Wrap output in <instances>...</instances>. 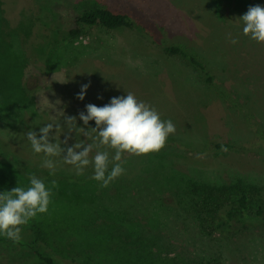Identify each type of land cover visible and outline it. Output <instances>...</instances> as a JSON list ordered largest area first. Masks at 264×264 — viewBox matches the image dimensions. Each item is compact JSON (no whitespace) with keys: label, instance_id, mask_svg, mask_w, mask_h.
I'll return each mask as SVG.
<instances>
[{"label":"rangeland","instance_id":"obj_1","mask_svg":"<svg viewBox=\"0 0 264 264\" xmlns=\"http://www.w3.org/2000/svg\"><path fill=\"white\" fill-rule=\"evenodd\" d=\"M44 2L0 0V44L22 69L14 90L7 95L0 90V193L27 188L33 174L48 187L56 182L48 211L36 216L47 234L41 246L65 264H133L115 254L127 247L147 257L142 264L209 258L264 264L262 118L247 123L253 107L240 111L234 104L246 101L247 89L254 99L260 96L256 106L264 102V52H245L248 38L237 23L255 0H59L54 8L67 27L58 30L55 42L38 19ZM93 6L127 13L143 31L84 26L72 38L73 17ZM170 46L188 57L166 51ZM84 84L90 85L85 97L77 99ZM220 90L229 94L223 97ZM128 92L176 128L159 152L146 155L144 164L159 165L155 178L145 181L149 192L143 198L137 192L132 181L140 175L117 181L126 197L115 185L105 193L91 173L49 177L41 166L43 154L33 152L26 133L60 125L53 135L62 143L69 134L66 116L80 121L87 104L102 107ZM78 133L70 134L69 145L90 140ZM242 194L247 213L238 207ZM217 220L228 224L219 229ZM27 258L19 246L0 243V264H23Z\"/></svg>","mask_w":264,"mask_h":264},{"label":"clouds","instance_id":"obj_2","mask_svg":"<svg viewBox=\"0 0 264 264\" xmlns=\"http://www.w3.org/2000/svg\"><path fill=\"white\" fill-rule=\"evenodd\" d=\"M243 23L242 32L251 40L264 44V7L257 4L250 6L245 14L239 17ZM232 44L238 43L231 39ZM90 85L81 86L77 99L83 100ZM79 119L85 126L89 121H95V127H77V117L65 118L68 135L62 141L67 146L71 133L77 131L91 143H74L62 146L60 141L54 142L53 133L60 125L46 124L39 132L28 131L27 140L35 154H43L41 166L54 175L56 160L60 157L63 163L73 166L77 175H83L84 170L91 166L93 176L101 187H108L111 182L125 173L123 164L126 156H142L159 152L170 134L176 131L174 123L162 120L157 110L143 101H138L135 95L128 92L125 96L112 97L108 104L98 107L86 105L85 112L79 113ZM95 151L94 155H91ZM114 152V155H110ZM111 165V169L109 166ZM27 188L16 186L10 191L0 193V236L13 242L21 238L22 226L38 214L48 211L51 202L52 188L36 175L29 177Z\"/></svg>","mask_w":264,"mask_h":264},{"label":"trees","instance_id":"obj_3","mask_svg":"<svg viewBox=\"0 0 264 264\" xmlns=\"http://www.w3.org/2000/svg\"><path fill=\"white\" fill-rule=\"evenodd\" d=\"M58 2L59 0H49V1L45 0L44 3H41L43 12H41L40 17H38V19L42 21L44 25H46L47 27L51 29L52 34L50 35L51 39H49L51 42L56 41L58 30H62L63 28L67 27L66 23L62 21L59 15V12L56 10V8H54V6H57ZM255 3L264 7V0H255ZM247 10L248 9H246L245 12H247ZM0 11L2 12L1 9ZM241 16L242 15H240V17ZM215 20L220 22L218 19H215ZM228 21L229 20H227V23L230 24V21L229 22ZM72 23L73 25L69 28V31H68V34L72 38L79 36L84 26H96L97 25V26L105 27L107 29L129 28L132 30L143 31L142 26L139 23H137L129 14L115 12L109 8L101 7V6H93V7L84 9L82 12L78 13L77 15L73 17ZM237 23H242V21H240L239 19ZM220 24H225V23L220 22ZM246 38H248L247 39L248 42L246 44L247 48H245L246 53H249V55H253L249 52L251 48L256 49L257 52L259 51V49L264 52V44L257 43L253 40L251 42L248 36ZM5 48H2L0 44V90L3 91L4 95H7L9 89L11 92V90H14L18 86L17 84L18 78L21 74L22 69L19 66L20 63L18 62L15 55L5 54L7 52V51H4ZM166 51L170 53H176V54L181 53L187 56V53H185L184 50L178 46L166 47ZM189 58L190 60H192L193 63L200 65V67H202V65L198 63L195 58L190 57V56ZM8 66H11V68H8ZM207 80L208 82H210L212 78L209 76ZM240 84L244 86L246 84H249V82H242ZM250 87H252V84L250 85ZM220 91L223 97H226L227 94H229V92H226L223 90H220ZM248 92L249 90L247 89V95H245L246 101L242 105H239V103H234V104L238 106L240 111L242 109L245 111H248V108H247L248 104L253 107L252 115L249 118L246 117V120L248 121L247 123H250L251 120L255 118L256 116L262 118L261 130L263 131V135H260V136L264 138V102H263V99L260 101L262 104V107L256 106L255 101L258 102L260 96L254 99L248 94ZM12 94L13 92L10 94V96H12ZM233 101H236V99ZM236 110L238 111V109ZM93 123H95V121H89V125L85 126L83 124V121L78 120L77 127H85L87 130V128L93 127L92 125ZM78 139L82 140V138H78ZM87 143H91V140H89ZM216 146L217 148H221L223 146L231 147L230 144L223 145L220 143H217ZM94 154H95V151H93L91 155H94ZM110 155H114V152L112 154L110 153ZM127 158L129 162H126L127 164L125 163L123 164V167L126 170L125 173L122 174L117 179H115L113 182H111L108 187H102V188L104 189V192L107 193L108 189L115 185L118 187V190L120 191L121 196L126 197L127 196L126 187L124 188L123 187L124 185H119L117 181L127 179V177H132L134 175L135 177L140 175L142 176L141 178L138 177L136 180H133L132 182L135 183L137 192L143 198V194H145L144 192H149V186H150V183L145 184V181L146 179L150 180V178H155L154 170H156V168L159 167V165L157 164L154 166V163L151 160H149L147 164H144V160L148 158L146 155L126 156L124 159H127ZM109 169H111V165L109 166ZM142 171L145 174L142 173ZM63 172H67V174H70V175L76 173L73 166L65 164V163L62 164V163L57 162L54 176H57V173L62 174ZM89 173L94 174L93 168L91 166L87 167L84 170V174L81 176L86 178V176H89ZM47 174L49 177L53 176L52 174H50L49 170ZM26 181L29 182L30 180L27 179ZM97 183L100 185V182H97ZM247 200L248 198L245 194H242L237 198L238 207L241 212H244V213L248 212L249 205H248ZM208 204H209V200L205 201L204 205L208 207ZM217 208L219 207L217 206ZM256 214L262 215L263 209H258ZM36 220H37V217L31 219V221H29L27 225L22 226L21 238L19 241L13 242L12 240L7 239L4 236H0V243L10 244V245L13 244V245L19 246L24 251L25 256L28 257L24 261L23 264H65L63 260L61 259V257H58L59 256L58 254L56 255L51 254L46 251L44 246H41L40 242L47 236V234H46L44 227L41 226L42 225L41 220L43 219L37 220V221ZM216 223L219 229H222V226H224L225 224H228L227 222H222L220 220H217ZM80 245L81 244L78 243L77 248ZM88 245H92V244L88 243ZM115 252L114 253L118 254V256L123 255L122 258L126 259L127 261L133 264H136L139 262H141L140 264H142L144 262L145 263L147 262L146 256L145 257L142 255L135 256L133 254V251L131 252V249L129 247H127V249L125 250H122L124 254L119 249L115 250ZM194 264H222V263L219 259L209 258L205 262L201 260H197L194 262Z\"/></svg>","mask_w":264,"mask_h":264}]
</instances>
